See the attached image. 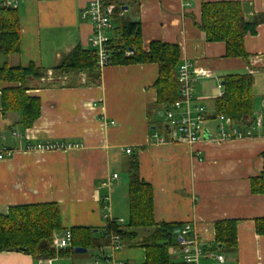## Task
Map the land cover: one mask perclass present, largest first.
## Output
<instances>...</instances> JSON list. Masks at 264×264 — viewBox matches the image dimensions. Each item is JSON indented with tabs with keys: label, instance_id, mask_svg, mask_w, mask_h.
<instances>
[{
	"label": "crops",
	"instance_id": "0c3cea01",
	"mask_svg": "<svg viewBox=\"0 0 264 264\" xmlns=\"http://www.w3.org/2000/svg\"><path fill=\"white\" fill-rule=\"evenodd\" d=\"M89 2L23 0L17 9L20 51L8 59L0 53V69L5 63L22 68L32 64L42 69L44 76L26 82L27 94L40 100L39 117L30 128H22L17 114H4L0 98V137L13 150L10 157L0 159V214H6L11 206L56 203L63 231L83 227L101 236L107 221L123 220L125 224L128 220L127 161L132 154L137 156L141 179L152 188L155 223H190L189 235L197 236L209 250L215 246L214 223L238 220L236 251L227 254L217 249L224 259L220 264H264V235L254 231V220L264 218V195H253L249 188L250 178L258 176L263 167L264 127L255 130L251 138L189 146L168 134L166 121L159 129L151 126L156 118L164 119L165 113L154 107L155 63L108 65L100 71L98 85H87L85 74L55 79L53 67L63 54L77 46L89 50L92 24L83 17ZM213 2H238L248 22L259 20L255 34L245 37L246 59L225 58V45L207 42L197 27L202 3ZM113 3L120 7L122 17L140 24L144 50L151 42L177 45L179 65L187 60L196 72H206L207 76L197 77L193 87L195 101L206 111L202 139L216 131L214 100L222 95L226 76L254 77L252 117H264V0ZM10 86L0 82V97ZM13 131L20 137L12 138ZM154 134L165 141L154 142ZM46 142L81 147L26 150L27 145ZM114 174L117 179L107 187ZM105 197L109 201L105 202ZM130 231L136 240L121 243V247L133 251L111 249L113 260L117 264H144V250L133 244L153 229ZM172 246L170 264H184L179 248ZM109 247L99 251L105 253L104 248ZM69 249L64 256L48 260L5 251L0 253V264H96L103 254L90 258L84 255L89 249L78 254ZM213 262L208 256L201 258V264Z\"/></svg>",
	"mask_w": 264,
	"mask_h": 264
},
{
	"label": "trees",
	"instance_id": "16d2710c",
	"mask_svg": "<svg viewBox=\"0 0 264 264\" xmlns=\"http://www.w3.org/2000/svg\"><path fill=\"white\" fill-rule=\"evenodd\" d=\"M113 2V0H107ZM118 9L120 7L117 6ZM113 28L107 50L109 65H131L155 63L158 76L153 85L156 92L155 109L166 111L179 99L176 72L180 51L177 45L151 42L147 50L141 47V29L138 21L125 17H113ZM259 20L248 22L244 18L238 2L202 3L199 21L196 23L209 43L222 42L225 45V58L246 59L244 40L254 35ZM20 51V24L17 9L0 8V53L8 59ZM126 51L132 54L125 56ZM86 75L87 85H98L100 70L88 50L79 46L63 54L53 67V77L67 75ZM44 71L30 64L26 68L9 67L6 63L0 69V82L10 84L1 91L2 111L15 113L23 129L30 128L40 114V100L27 94L28 79H40ZM74 80L71 85H74ZM254 77L249 74L230 75L222 79V95L214 100V118L223 115L239 126L252 123ZM150 115V113H148ZM157 128V122H150ZM263 167L258 176L249 180L253 195H264V152L261 154ZM128 220L119 225L114 220L107 221L101 236H96L90 228L73 227L70 249H85L109 246L110 237L117 236L122 244L136 240V234L130 230L152 228L149 236L133 244L144 250V264H170V250L175 245V231L183 225L160 222L153 217V195L151 186L144 182L138 170L136 155L130 154L127 161ZM56 203H38L17 205L8 208L6 214H0V253L22 252L35 260H48L64 256L66 248L55 250L53 242L56 235L63 232L60 208ZM238 220H223L214 223L215 246L207 251L234 253L237 248L236 228ZM256 235H264V218L254 220ZM128 264V263H125Z\"/></svg>",
	"mask_w": 264,
	"mask_h": 264
},
{
	"label": "built area",
	"instance_id": "2783aa9c",
	"mask_svg": "<svg viewBox=\"0 0 264 264\" xmlns=\"http://www.w3.org/2000/svg\"><path fill=\"white\" fill-rule=\"evenodd\" d=\"M23 0H1L0 8L18 9ZM47 1V0H39ZM83 17L86 18L92 27V32L89 38V52L92 53L98 69L101 71L109 65L110 55L107 50V45L110 40V34L113 28V17H122L123 12L117 8L113 2L107 0H90L87 9L84 10ZM132 54L131 51H126L125 56ZM198 76H207L206 72H196L193 65L185 60L178 65L176 72V81L178 87L179 99L173 104L171 108L165 111L164 119L166 127L170 131L172 137H176L189 146L196 145L201 142L218 143L232 139H247L254 135V131L264 127V117L261 115L255 116L249 126H236L230 118L223 115L216 117L217 126L214 135L206 139H202L201 131L202 125L206 119L205 108L198 104L193 95V87ZM113 125V122H110ZM12 138H19L20 135L13 131ZM153 141L163 143L165 140L158 135H153ZM4 137H0V159L10 157L13 150L6 147ZM81 147L76 144L65 143H37L26 146L29 151H59L68 149H77ZM117 175H112L105 184L110 187V181L116 178ZM104 201H109L108 197ZM112 221V220H110ZM117 224L123 225V220H117ZM191 224L185 223L175 235V246L179 248L182 263L184 264H201V258L208 256L214 262L212 264H220L224 261L223 256L216 253V251H207L197 236H190ZM110 248L116 251L121 247V241L117 236L110 237ZM71 233L65 230L54 238V248L56 251L70 246ZM103 253V250L101 249ZM96 264H117L113 260V256L103 253L100 260Z\"/></svg>",
	"mask_w": 264,
	"mask_h": 264
},
{
	"label": "rangeland",
	"instance_id": "374dc122",
	"mask_svg": "<svg viewBox=\"0 0 264 264\" xmlns=\"http://www.w3.org/2000/svg\"><path fill=\"white\" fill-rule=\"evenodd\" d=\"M164 121H165L164 119L156 118V122L160 123V124H157L158 129L160 128L161 124H164ZM121 249H124V250H127V251H133V250H128V248H126V247H121L118 250H121ZM104 252H105V254L112 255V256H114V254H115V253L111 252V248L110 247L109 248H104ZM116 252H117V250H116ZM84 255H85V257H90L91 258L92 256H95V257L96 256H100L101 252L99 251V248H89L88 252L86 254H84Z\"/></svg>",
	"mask_w": 264,
	"mask_h": 264
},
{
	"label": "water",
	"instance_id": "95a60500",
	"mask_svg": "<svg viewBox=\"0 0 264 264\" xmlns=\"http://www.w3.org/2000/svg\"><path fill=\"white\" fill-rule=\"evenodd\" d=\"M10 252L13 251V250H9ZM87 250L85 248H81V247H76L73 249V252L78 254V253H85Z\"/></svg>",
	"mask_w": 264,
	"mask_h": 264
}]
</instances>
